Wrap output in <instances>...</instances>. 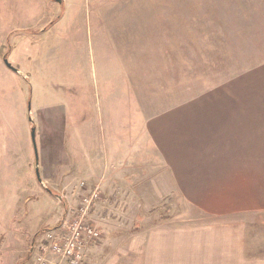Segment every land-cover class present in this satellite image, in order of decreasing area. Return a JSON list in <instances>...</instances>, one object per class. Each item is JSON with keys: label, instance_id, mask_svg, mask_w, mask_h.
Returning <instances> with one entry per match:
<instances>
[{"label": "rangeland", "instance_id": "1", "mask_svg": "<svg viewBox=\"0 0 264 264\" xmlns=\"http://www.w3.org/2000/svg\"><path fill=\"white\" fill-rule=\"evenodd\" d=\"M13 3L9 59L31 76L37 152L30 130L26 147L12 122L0 131V264H36L45 233L63 232L97 185L90 223L102 235L80 264H146L154 227L216 220L221 196L242 223L246 264H264V0H66L55 26L43 0ZM7 97L20 110L19 91ZM192 146L200 167L160 155ZM214 148L237 149L224 170L236 181H215ZM192 171L203 181L185 186ZM209 188L221 195L207 203Z\"/></svg>", "mask_w": 264, "mask_h": 264}, {"label": "crops", "instance_id": "2", "mask_svg": "<svg viewBox=\"0 0 264 264\" xmlns=\"http://www.w3.org/2000/svg\"><path fill=\"white\" fill-rule=\"evenodd\" d=\"M94 1L95 4H98V0ZM43 2L46 4L47 9L45 11H41V19L44 16H47L46 19L47 21H50L51 26L57 25L65 15L66 0H43ZM13 10V0H0V27H4L3 30H5L0 31V59H2V62L0 60V117H2L5 121L4 126L6 124V127L0 124V131L3 132V129H5L7 132L9 130V126L12 128V122L16 129L15 131L12 128L14 133H19L18 130H21V133L19 134L21 135L20 145H25L26 147V142L24 139L26 138L27 140L29 130L32 136V128H37V123L35 120V115L32 114V106H30L33 104V83L30 81L31 76L25 73L21 67L9 59V56L12 53L10 52L11 47L9 44H11L13 41L14 34L12 31L15 28V19H9V17H13ZM21 27H23L21 29H25L20 32V35H22L24 38V40L20 39V41L23 42L25 39H27L28 35L31 34L27 33L28 30L26 29H28V26ZM14 31L18 32V30ZM4 45L5 47L8 46L7 50L6 48H3ZM5 59H7L8 62L17 70L15 71L8 67L4 61ZM18 61L20 62V60ZM5 69L11 72L8 73L5 71ZM10 73L18 77L20 80H22V82L25 81L30 87H21L19 85L20 83L17 81V78L15 80L14 77L10 75ZM6 86H9L13 89L4 94L3 91L4 87ZM18 91L20 95V110L18 107H16L11 113L10 108L7 105V98H9L7 96L12 92L17 93ZM29 102H31V104ZM25 116L28 117V126L21 124V121L25 119ZM15 122L19 123L20 125L17 126ZM249 137H252L251 139L255 138L254 135ZM117 149L120 151V153H123L121 146ZM22 150H24V147ZM236 150V148L229 150H220L214 148L212 151H208L210 156L205 158V164L210 165L208 170H211L212 167L216 168L217 176L215 181H236V168L230 171V175L228 177H226L224 173V170H231L232 167H236L234 164L239 162L236 160V153H238ZM192 152L200 155L198 156V160L196 162L192 157V154H194ZM108 153L109 152L107 150L106 154L108 155ZM250 153L260 154L261 151L256 149L251 150ZM6 154L9 155V152ZM161 154H163L165 161H168L169 164H176V162L182 159L184 156L185 161H188L190 165L192 163L196 164V167H200L199 163L202 164V159H204L203 156H205L203 152L199 151L193 146L191 152L187 150V147H185L183 150L164 148L160 152V155ZM123 158L124 162L128 161V155L120 154V159L122 161ZM111 159L112 158L110 156V160ZM4 160L5 159L0 154V181H5L4 176H1V173L4 172L1 171ZM106 160H108V157ZM95 161H100V158H98L97 155ZM216 161H219V163ZM255 161L256 159H254V162ZM27 162L28 165H30V162ZM112 165L113 164L111 163L110 166L113 168ZM13 167H15V163ZM205 178L206 181H208L207 175ZM192 179L194 181H203V179H200L199 175L194 177L192 171V173L188 175L186 179L185 183L187 184H185V186H187L189 181H192ZM215 191L216 193L220 194V191H218V189L215 190L214 188H209L206 190V192L202 191V200L208 203V201L213 198L212 194H214ZM213 200L215 201V204L210 205L209 209L211 210V215L215 217L218 216L216 220H211L203 224L189 223L181 227H154L152 243L147 247V251H144V253L146 252L147 255L146 260H148L146 264H246V258L244 259L242 257V233H244V230H242L241 221L236 219V208L233 206H227L226 204L230 200L222 199V196L219 200ZM226 211H228L227 214H225ZM92 243H90L87 248H89Z\"/></svg>", "mask_w": 264, "mask_h": 264}, {"label": "built area", "instance_id": "3", "mask_svg": "<svg viewBox=\"0 0 264 264\" xmlns=\"http://www.w3.org/2000/svg\"><path fill=\"white\" fill-rule=\"evenodd\" d=\"M100 200L102 192L99 185L84 194L65 230L57 234L55 231L45 233L47 237L37 247L36 264H80L84 260L85 249L102 235L101 229L90 223L91 210Z\"/></svg>", "mask_w": 264, "mask_h": 264}, {"label": "water", "instance_id": "4", "mask_svg": "<svg viewBox=\"0 0 264 264\" xmlns=\"http://www.w3.org/2000/svg\"><path fill=\"white\" fill-rule=\"evenodd\" d=\"M4 61H5L6 65H7L8 67H10L11 69H13V70H15V71L17 70L15 67H13V66L8 62L7 59H5ZM32 140H33V144H34V147H35V151L37 152V145H36V128H35V127L32 128ZM37 177H38V181H39V182H42V178L40 177V172H39V168H38V159H37Z\"/></svg>", "mask_w": 264, "mask_h": 264}]
</instances>
